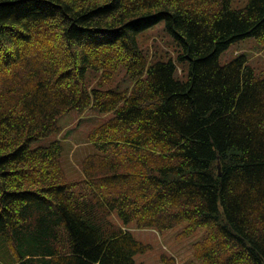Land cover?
Returning a JSON list of instances; mask_svg holds the SVG:
<instances>
[{
  "label": "trees",
  "instance_id": "16d2710c",
  "mask_svg": "<svg viewBox=\"0 0 264 264\" xmlns=\"http://www.w3.org/2000/svg\"><path fill=\"white\" fill-rule=\"evenodd\" d=\"M162 22L178 41L148 66ZM250 36L264 0H0V264H144L131 221L206 227L201 264H264V75L220 62ZM121 68L132 89L104 88ZM91 106L114 116L69 179L60 140L30 143Z\"/></svg>",
  "mask_w": 264,
  "mask_h": 264
},
{
  "label": "rangeland",
  "instance_id": "374dc122",
  "mask_svg": "<svg viewBox=\"0 0 264 264\" xmlns=\"http://www.w3.org/2000/svg\"><path fill=\"white\" fill-rule=\"evenodd\" d=\"M248 0H232L235 8L244 7ZM150 37H141V45L149 55L148 66L152 63L165 59L167 50L173 51L177 44V38L166 27L165 22L150 29ZM245 55L249 63L254 66L258 73L264 75V47H261L253 36L233 42L230 47L221 53V64H227ZM100 77V71L89 70L88 81L95 85ZM185 78V77H184ZM135 80L128 74L126 68L119 69L112 80L103 85L104 88L114 90H131ZM114 116L113 111L101 112L94 106L84 111L72 110L61 115L57 123L59 130L51 134L33 140L31 148H37L60 140L63 145L61 163L69 179L83 178L82 163L86 156L96 152L94 144L89 140L90 133L95 127L102 125ZM186 222H182L171 229L158 230L152 227L140 228L135 221L128 223L134 236L150 245L145 252L138 253L135 258L144 264H167L163 255L175 257V264H201V260L194 254L193 242L203 238L206 227L199 228L190 236L181 235L180 232Z\"/></svg>",
  "mask_w": 264,
  "mask_h": 264
}]
</instances>
